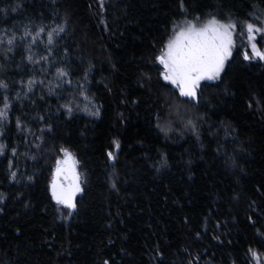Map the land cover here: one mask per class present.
Here are the masks:
<instances>
[{
    "label": "trees",
    "instance_id": "16d2710c",
    "mask_svg": "<svg viewBox=\"0 0 264 264\" xmlns=\"http://www.w3.org/2000/svg\"><path fill=\"white\" fill-rule=\"evenodd\" d=\"M197 2L202 12L225 16L231 12L243 20L259 0ZM16 3L22 5L19 15L10 12ZM0 8H8L10 17L4 24L0 13V28L29 21L55 26L67 17V35L55 55L63 57L68 49L65 59L76 73L74 81L94 65L90 89L94 102L103 106L99 119L82 112L71 118L63 110L57 114L64 100L47 96V88L39 84L23 101L25 107L15 104L11 131L0 141L9 145L8 155L12 146L19 145L21 153L27 150L17 135L16 117L21 112L28 119L46 114L54 126L55 143L70 147L87 182L76 198L78 212L61 221L47 190L55 157L37 161L21 157L20 170L36 173L34 182L26 186L9 183L7 160L0 156V192L7 196L0 205L4 209L0 264H103L104 260L109 264H252L250 248L264 257V113L257 111L261 106L255 103L264 98V61L243 60L245 50L239 41L243 29L235 33L236 47L224 82L205 87L203 93L212 101L210 123L226 120L237 130L236 141L227 142L228 154H233V148H244L236 156L237 166L226 167L224 157L216 155V141L208 136L207 125L203 149L190 134L166 141L154 127L157 96L175 91L158 80L159 65L151 63L159 41L166 39L175 0H107L102 8L96 0H0ZM32 52L35 58L44 54L42 46ZM26 55L21 45L10 61L0 57V79L9 83L12 96L22 94L19 81L26 84L33 69L37 81L53 80L55 68L47 78L41 77L40 69L23 59ZM148 75L150 86L144 79ZM225 85L228 95L223 94ZM41 95L46 99L40 100ZM2 96L0 91V104ZM113 140L120 145L115 153ZM109 151L117 157L113 163L107 159ZM160 152L168 157L169 166L157 170ZM113 175L118 190L110 187Z\"/></svg>",
    "mask_w": 264,
    "mask_h": 264
},
{
    "label": "snow or ice",
    "instance_id": "6c2138e0",
    "mask_svg": "<svg viewBox=\"0 0 264 264\" xmlns=\"http://www.w3.org/2000/svg\"><path fill=\"white\" fill-rule=\"evenodd\" d=\"M175 7L176 11L169 21V27L165 28L166 39L161 38L158 54H155L151 61L153 66L159 65L156 69L158 80L171 85L175 91L171 95L157 96L158 105L153 113L154 127L166 141L173 140L176 136L183 139L190 134L194 138V142L203 149L205 147L204 126L207 125L208 136L216 141V155L224 157L226 167H236V156L243 152L244 148L243 146L233 148V154L229 155L227 142L229 139L233 142L236 141L237 130L231 122L226 120H220L219 125L210 123L209 111L212 101L206 100L203 93L205 87H219L216 82H224V74L233 59V49L236 47L234 34L237 29L246 30L252 49L251 53L248 51L243 53V60L248 62L253 59L264 61V51L257 48L259 39H264V0L253 4L243 20L236 18L231 12L227 16L222 12H202L197 0H175ZM21 9L22 5L16 3L10 8V12L19 15ZM8 12V8H0L4 24H7L10 19ZM67 25L68 18L65 17L63 22L56 23L55 26L43 23L35 25L29 21L26 25L12 24L10 27L0 28V57L4 61H10L19 47L23 45L24 51L28 53L23 59L38 67L41 77L47 78L51 74L50 70L55 68L53 80L47 84H45V79L40 81L35 79V69H33V76L28 79L26 84L23 80L19 81L22 94L18 91L15 96L10 94L9 83L0 79V91L3 93L2 104H0V141L5 137L6 131H11V113L15 110V104L20 102L22 108L25 107L23 101L29 99V94H34L33 90L38 84L41 89L47 88V96H55L57 100H64V103L57 106V114L63 110V114L69 118L78 112L94 119L101 117L103 106L94 102L95 94L90 89L89 76L94 65H89L83 75L74 81L72 77L76 73L68 67V62L65 59L68 56V49L65 47L63 57L55 55L56 50L60 47V41L67 35ZM40 46L43 47L44 54L35 58L36 54L32 52V48ZM152 47L155 49L156 44H153ZM144 79L150 86L151 75ZM204 82L213 83L205 84ZM144 86V84L141 85V87ZM223 94H229L228 85H225ZM45 99L44 95L40 96V100ZM32 103L35 105L36 102ZM132 103L135 104L136 101H132ZM255 103L261 106L257 108V111L264 113V98ZM248 107L252 108L253 103L249 102ZM49 120L50 117L46 114L38 113L28 119L26 114L21 112V115L15 119V128L18 137L27 146V150L21 153L19 145L12 146L9 156V145L0 142V156L7 160L6 175L9 183H24L26 186L34 182L36 173L20 170L21 157L25 160L37 161L54 156L53 178L47 190L57 206V213L67 220L68 217L78 212V202L75 197L78 193L85 191L83 185L87 181L86 177L77 171L79 161L70 147L55 143V137L51 135L54 132V126ZM121 122H124L123 114H121ZM221 131L224 132L223 141L220 139ZM113 144L119 149L120 145L116 140H113ZM107 159L110 162H115L117 157L112 151H109ZM188 163L190 164L191 161ZM157 164V170L169 166V159L164 152H160ZM62 174L68 180L67 185L57 183V178ZM109 179L110 187L113 190H118L116 177L113 175ZM6 199V194L0 192V205L5 204ZM28 206L25 204V207ZM3 210L0 208V212ZM199 235L200 233H197V236ZM249 253L252 259L258 261L255 250L250 248ZM103 264H109V261L104 260Z\"/></svg>",
    "mask_w": 264,
    "mask_h": 264
},
{
    "label": "rangeland",
    "instance_id": "374dc122",
    "mask_svg": "<svg viewBox=\"0 0 264 264\" xmlns=\"http://www.w3.org/2000/svg\"><path fill=\"white\" fill-rule=\"evenodd\" d=\"M97 1V3L99 4V6L102 8L105 4H106V2H107V0H96ZM103 5V6H102ZM244 32L241 34V39L239 40L240 41V44L241 45H243V47H244V50L245 51H248V52H250L251 53V51H252V49H251V45H250V43H249V41H248V35H247V32H246V30H243ZM234 36H235V34H234ZM235 45H236V42H235ZM257 48L260 50V51H264V39H259V43L257 44ZM234 50V49H233ZM209 83H213V82H209ZM116 147V146H115ZM117 151V148H115V151H114V153ZM110 162V161H109ZM110 163H113V162H110ZM55 168V163H54V165H53V169ZM53 169H52V175H51V180H52V178H53ZM77 171H78V165H77ZM79 172V171H78ZM51 180H50V182H51ZM57 183L58 184H64V185H67V183H68V180L65 178V176L62 174L61 176H59L58 178H57ZM81 193H78L77 195H76V197H75V199L80 195ZM51 196V195H50ZM54 202V201H53ZM54 204H55V202H54ZM56 205V204H55ZM56 208H57V206H56ZM65 213H66V210H65ZM58 215H59V218H60V220L61 221H68L71 217H68V219L67 220H65V219H63L62 217H61V215L58 213ZM258 256V261L257 260H255V259H252V257H251V255H250V258H251V262H252V264H258V262H259V264H264V257H262V256H259V255H257Z\"/></svg>",
    "mask_w": 264,
    "mask_h": 264
}]
</instances>
